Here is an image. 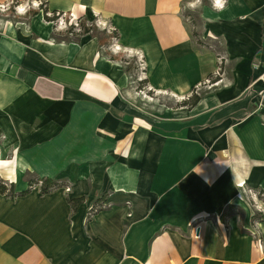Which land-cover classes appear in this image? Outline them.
<instances>
[{"label":"crops","instance_id":"1","mask_svg":"<svg viewBox=\"0 0 264 264\" xmlns=\"http://www.w3.org/2000/svg\"><path fill=\"white\" fill-rule=\"evenodd\" d=\"M208 1L195 7L202 45L182 12L196 0H35L96 21L98 37L57 38L37 18L0 23V134L12 152L0 178L71 186L0 194V264H264V197L253 198L264 194V0ZM119 55L137 60L141 93L168 106L112 110ZM192 93L196 104L183 105ZM85 103L110 109L91 128L114 141L67 159L55 138L69 116L79 128Z\"/></svg>","mask_w":264,"mask_h":264},{"label":"rangeland","instance_id":"2","mask_svg":"<svg viewBox=\"0 0 264 264\" xmlns=\"http://www.w3.org/2000/svg\"><path fill=\"white\" fill-rule=\"evenodd\" d=\"M197 1V0H196ZM208 0H199V2L194 3V7H190L188 5H184V9L182 10L183 15L189 20V21H195L196 24H194L193 28L194 30L192 31H197L199 28L197 25H199L197 22L198 19L195 17L197 15L198 9L195 7H199L200 4H208ZM28 7L23 13H18L16 9L21 6L19 5L16 9L14 10H7L6 12L0 13V23L6 20H10L12 22H18L21 25H28L32 22L33 19L37 18L40 20L42 24H46L49 27H52V24L49 23L48 21L45 20L44 15L42 14L41 11H38L37 15L31 16L30 13L26 12L28 9H37L33 6V3H27ZM38 4V3H36ZM10 7V6H9ZM54 16V15H53ZM56 17V16H55ZM64 19L66 20V24L68 26L69 23H74L76 22V17L70 18L68 15L64 16ZM63 19V20H64ZM68 21V22H67ZM91 23V22H88ZM62 24L60 28H57L54 30L52 27L53 31H55V34H52L56 36L57 38H65V39H75V36H68V35H59L58 31L60 32L62 28ZM96 31H99L95 27ZM57 32V33H56ZM92 36V35H91ZM101 42H104L105 39H103L102 35L99 34ZM207 45L209 44L210 48L213 50H218L219 51V45L217 43H206ZM115 64L121 69L122 71V81L120 84V89H121V96L119 102L112 107V110H115L117 112H122V108L124 106L130 105L136 113L142 112V115L147 113V115H155L157 110L159 108H163L169 105V101L164 98H159V97H154L151 95H143L141 91H145L146 88L142 89L141 83L137 82V76H140V67L137 65L138 62L135 58L129 57L126 55H119V57H116L114 59ZM131 103V104H130ZM85 114L83 117V122L79 126V128L75 129L73 126V123L70 121L73 117L70 118L68 117V122L63 124V129L58 130V135L55 138L57 142L59 143V148H66V156L65 158L70 159L74 158L75 160H89L92 157V151L93 147L97 145L96 139H101L100 146L101 148H104L105 151H107L110 146L112 145L110 135L100 133L99 129H92L91 128V116L92 115H97V114H103V113H108L110 109H101L97 108L93 105L85 103L84 105ZM51 111L52 113L55 114V112L58 111V107L56 106H51ZM90 115V116H89ZM75 117V115L73 114ZM110 139V140H109ZM109 140V141H108ZM3 139L0 140V162L3 160H10V156L12 152L10 150H7L8 148H5L3 146ZM111 141H114L113 139ZM5 150L2 152V150ZM5 162V161H3ZM67 160L63 162H59L57 169H60L61 166H63ZM7 167V166H5ZM38 178L34 174H30L28 172L27 174L25 173L20 180H18L13 187L14 193L17 190V188L25 187L27 188V181L25 179H35ZM1 179V178H0ZM52 181L58 182L60 185L63 184V186L59 187V189L65 194L68 195L69 192L71 191V186L68 185V183H65L63 181H60V178L55 177V178H50ZM8 184L11 182L9 180H4L1 179ZM17 187V188H16ZM32 191L36 193H40L39 187L34 188ZM102 207L101 204H96L93 207H89L86 212V219L92 218L91 211L92 209ZM101 208V209H102ZM91 209V210H90ZM231 213L238 216L239 219H241V215L239 211L237 210H231Z\"/></svg>","mask_w":264,"mask_h":264},{"label":"trees","instance_id":"3","mask_svg":"<svg viewBox=\"0 0 264 264\" xmlns=\"http://www.w3.org/2000/svg\"><path fill=\"white\" fill-rule=\"evenodd\" d=\"M16 5L17 4H12L9 7V10H14L13 8ZM43 7L44 6L41 3V5L36 10L35 9H31V10L28 9L26 12L30 13L31 16H35V15H37L38 11H41L42 14L44 15L45 20L48 21L49 23L55 19L53 17L54 14L61 13V12L53 11L50 13L52 15V17H49V16H47V13H49V12L47 10H45ZM191 23L193 25L196 24L195 21H191ZM197 23L199 24L200 22H197ZM95 27L96 26H95L94 22L88 23L84 17H80L77 20V27L70 25L64 31H60L58 33H60V35H62V36L68 35V36H75L76 38L79 36H82V35H87V34L92 35L93 37H98V33L95 30ZM110 34L112 35V37H115V35H114L115 33L113 31H111ZM192 36L196 40V43L198 45H202V42L199 39L200 35L196 31H192ZM100 41L101 40L99 38V42ZM143 81L141 83H143ZM198 99H199L198 95L192 93L191 96L188 99H186V101L183 102V105H185L187 107H191V106L196 104ZM61 186H63V184L60 185L58 182L52 181V179H50V178L38 177L35 179H28L27 180V188L24 191H22L21 193L17 194V193H14V191H13V184L12 183L7 184V182L0 179V194L6 196L8 198H13L17 195L20 196V195L27 194V193L31 192L36 187H39L41 194H45V193H49L51 191L58 190L59 187H61ZM78 202H81V200L72 201L71 207L73 209H75V206L78 204ZM231 208H233V207L231 206L229 208V210H231ZM257 218H258L257 220H259V221L264 220V216H259Z\"/></svg>","mask_w":264,"mask_h":264},{"label":"built area","instance_id":"4","mask_svg":"<svg viewBox=\"0 0 264 264\" xmlns=\"http://www.w3.org/2000/svg\"><path fill=\"white\" fill-rule=\"evenodd\" d=\"M40 5H41V3H38V4L35 3V4H33V6H34L35 8H38ZM18 6H19V5L14 6L13 9H16ZM8 10H9V8H8ZM66 15H68V17H70V18H73V16H72L71 13L66 14V13H62V12H61V13H56V14H54L53 17H54L55 19H54L52 22H50V23L52 24V27L54 28V30L57 29V28H60L61 24H62V26H63V27L60 29L61 31H64V30L67 29V27H69L70 25H73L74 27H77V20H78V18H80V17H76V22H74L73 24H72V23H69V22L67 21V22H68V26H67V24H66V20L64 19V16H66ZM47 16L52 17V15H51L50 13H47ZM55 16H56V17H55ZM63 19H64V20H63ZM94 24H95V26H97V22H96V21L94 22ZM107 31L111 32L112 29L110 28V29L108 30V28H107ZM139 67H140V66H139ZM140 68H141V67H140ZM219 70H220V69H218V70L215 72L216 75H218ZM140 80H142V79H140ZM1 139H3V135L0 134V140H1ZM7 184H8V183H7ZM247 196L249 197V200L251 201L252 199H250V197L252 196V194L249 193V195L247 194ZM262 197H264V194L259 193V192L254 193V195H253V198H254L255 201H257L258 199H261ZM101 206H102V205H101ZM101 208H102V207L99 206L98 208L92 209L91 214L94 215V214L97 213ZM90 210H91V209H90ZM198 232H199L198 227H195V228H194V233H193L195 239H198V238H199V234H198Z\"/></svg>","mask_w":264,"mask_h":264},{"label":"clouds","instance_id":"5","mask_svg":"<svg viewBox=\"0 0 264 264\" xmlns=\"http://www.w3.org/2000/svg\"><path fill=\"white\" fill-rule=\"evenodd\" d=\"M12 0H7V2H5V0H0V13L6 12L11 4ZM33 4H35V0H32ZM197 2H199V0H197ZM224 2L226 3V0H224ZM214 4H217V0H213ZM193 7L195 5H192ZM28 7V4H22L21 6H19L16 11L18 13H23ZM3 165V162H0V166Z\"/></svg>","mask_w":264,"mask_h":264},{"label":"snow or ice","instance_id":"6","mask_svg":"<svg viewBox=\"0 0 264 264\" xmlns=\"http://www.w3.org/2000/svg\"><path fill=\"white\" fill-rule=\"evenodd\" d=\"M217 6H222L221 0H217Z\"/></svg>","mask_w":264,"mask_h":264}]
</instances>
